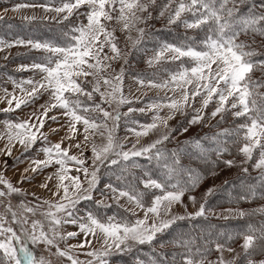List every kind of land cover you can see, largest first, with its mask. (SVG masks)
<instances>
[{"label": "snow or ice", "instance_id": "6c2138e0", "mask_svg": "<svg viewBox=\"0 0 264 264\" xmlns=\"http://www.w3.org/2000/svg\"><path fill=\"white\" fill-rule=\"evenodd\" d=\"M244 6H247V11L241 10ZM27 7H41L45 12H55L59 19H42L55 21L63 25V29L54 39H5L0 36V52L25 47L41 53L30 65L20 66V70L36 72L40 79L28 78L19 82L13 80L22 95H11L4 111L27 106L45 93L50 96L47 106L42 105V111L34 112L28 120L6 123V154L11 156L14 142H19L26 152L39 143L41 147L38 151L43 152L45 158L32 160L29 167L24 169L20 182L35 178L29 173L40 174L44 169L58 166L40 187L59 199L44 200L42 204L31 207L21 200L20 206L27 213L35 215L40 212L44 217L43 221L33 220L30 229L25 227L28 224L27 218L18 216L8 206L12 221L19 229H14L7 218L0 215V264H49L43 255L37 257L36 249L32 247L41 243L55 246L58 255L67 257L71 264H110L114 254L122 255L133 252L137 246L153 245L157 237L177 221L204 217L205 203H201L195 213H188L186 216L171 215L173 205L181 203L185 192L195 189L202 179L197 170L181 165L179 151L166 154L159 147L170 139L173 130L162 133L150 144L136 147L139 138L157 130L158 124L167 128L168 120L177 112L183 113L197 96L201 98V108L194 109V115L188 121L190 125L204 119L203 109L214 100L210 116H219L218 124L225 122L228 116L241 121L223 128L211 137L215 142L214 151L220 160L230 150L226 145L231 144L236 153L243 157L241 165L252 161L254 153H258L252 164L258 170V175L254 177L256 183L247 186L246 194L240 196V200L255 199L257 196L264 198V91H261L264 89V43L257 45L256 41L257 36L264 41V0L259 3L256 0H162L159 5L157 0H60L56 7L49 0L43 5L17 4L14 10ZM82 7L86 8L85 12L79 11ZM153 11L157 12L159 18L166 19L167 26H182L184 33L176 43H160L147 63L150 66L179 63L170 72L167 68L164 69L168 75L166 80L157 83L149 78L145 81L137 75L136 82L140 86L168 89L174 95L156 97L147 105L150 110L156 111V115L151 123L133 122L136 127H130L128 131L137 137V141L131 149L125 151L124 144L116 137L121 118L134 111L144 112L145 109L129 108L127 113L118 110L120 105L131 104L133 101L123 95V69L115 76H110L107 72L111 65L105 61L117 60L123 55L118 47L115 29L109 25L115 20L122 25V30L130 32L135 28L139 34L133 41L135 47L146 35L145 28H138L137 25H147L153 18ZM74 14L78 19L83 15L87 23L73 24L70 18ZM24 19L32 22L37 17ZM188 30H198L199 38L188 35ZM242 36L248 39H241ZM106 46L111 55L104 52ZM8 55L4 56L5 60ZM255 72H260L261 76L254 77ZM89 76L93 77L94 83L88 81ZM102 85L105 86L104 91H101ZM177 92L178 96L175 95ZM5 94L9 95L7 90ZM94 94L100 97L99 102H96ZM13 101L15 109L12 108ZM113 103L117 105L115 114L103 106H111ZM165 107L170 110L169 115L159 116L160 110ZM53 109H60L61 115L67 118L66 125L60 124L58 128L49 130L56 133L67 128L64 138L56 143H51L48 134L42 131L46 120L58 122L56 116H49ZM81 128L83 147L88 146L95 134L98 133L101 137L106 134L105 143L97 145L94 141L91 142L92 156L88 158L91 165H87L81 143L63 146L66 140H74ZM182 131L187 132L188 128H183ZM185 145L192 147L197 153V159H209L208 150L200 140L186 141ZM73 147L80 150L79 155L69 154ZM138 157L155 161L161 170L160 178L153 179L151 173L147 172L143 176H135L131 170L140 167L135 159ZM221 162L232 167L235 160ZM114 165L120 170L116 183L105 184L101 190L102 198L94 202L95 211L85 209L84 215H80L78 205L82 201L93 200L92 193L99 184L100 168H105L108 174ZM73 169L78 173L75 176L70 174ZM242 172L248 174V168L242 167ZM80 174H83L87 187H84ZM180 174L186 175L188 181L171 184L170 181ZM129 176L132 178L129 179ZM53 178L56 183L50 188L48 181ZM0 185L3 186L0 188V197L27 195L2 174ZM157 191L160 194H156ZM213 191L209 188L205 195H211ZM109 196L116 206V211L111 215L106 214V210L112 207V204L106 202ZM121 199H126L131 207L121 204ZM189 199L195 203V196H190ZM44 205L47 208L42 210ZM138 211H143V218L138 216ZM228 211L238 218L248 215L242 210ZM259 211L264 212V207ZM63 225H74L77 231L62 233L60 228ZM80 236L83 239L78 244L68 245L65 250L59 249L58 240L67 241ZM234 238L242 239L243 258L240 259L241 254L237 253L232 260H225V245ZM94 240L100 243L99 248L91 247ZM171 243L183 251L177 252L168 264H237L238 259L240 264H264V259H252L256 254L264 255V223L259 227L249 224L243 231L236 233L235 237L227 235L223 243L215 242V251L220 255L212 262L206 259L209 252L207 245L212 243L207 238L203 244H196L194 238L185 240L182 234ZM86 246L90 250L85 255L92 259L81 261L73 255V250L84 249ZM163 246L164 242L161 241V247ZM227 251L232 252L234 249L228 247ZM136 264H163V261L154 258L143 261L137 256Z\"/></svg>", "mask_w": 264, "mask_h": 264}, {"label": "rangeland", "instance_id": "374dc122", "mask_svg": "<svg viewBox=\"0 0 264 264\" xmlns=\"http://www.w3.org/2000/svg\"><path fill=\"white\" fill-rule=\"evenodd\" d=\"M160 3H162V0H157ZM17 4H28V5H43L45 2H37L32 3V1L28 2H19L18 0L11 1V2H3V0H0V17H7L10 19H19V20H25V17H37V20L39 21H51L49 19H42L44 17H57V14L55 12H45L41 7H27V8H21L19 11L14 10L15 5ZM60 2H54L52 4L53 7L59 6ZM158 4V5H159ZM80 12H85L86 8H81L79 10ZM60 17H57L59 19ZM71 22L73 24L78 22L87 23L85 17L83 15L79 16V19L77 18V15L74 14L71 18ZM153 22L154 27L156 28L157 25L166 26V19L159 18L156 11H153ZM55 22V21H54ZM110 28L115 29V36L118 41V47L122 51V57L117 60L112 61H105V63H109L111 65L110 68L107 69V72L110 76H115L118 74L121 69H123V95L129 99H131L133 102L131 104H123L120 105L118 110L121 113H127L129 108L133 109H145L144 112L140 111H134L129 114L127 117H122L120 121V126L116 131V137L119 139L120 142L124 144V150L128 151L132 148V145L136 143L137 137L130 131H128V128L130 127H136V124L133 122H139V124H147L151 123L153 117L156 115L155 110H150L147 105L156 97H162L165 95L172 96L174 93L168 89H158V88H150L146 86H140L136 82V77L139 75L141 78H144L145 81L147 79L151 78L155 82L159 83L161 80L168 79V75L164 71L165 68L168 69V71H172L176 68L177 64L179 62H176V64H155V65H149L147 63V60L154 54L153 50L156 49L160 43L167 42V43H175L173 41H168L167 39L161 38L160 34H158L157 38L141 41V43L137 46H133V41L137 39L138 32L135 28H133L130 32L127 30H122V25L117 23L115 20L112 21L109 25ZM137 27H144L146 30L145 24H138ZM180 31L183 30L181 26H179ZM188 35L193 36V32H190L191 30H188ZM20 38H24L21 36H18ZM131 37V39L129 38ZM16 38V37H14ZM8 39V38H5ZM26 39V38H24ZM31 39V38H27ZM34 39V38H33ZM47 38L43 37L41 38H35L34 40H45ZM103 39V37L101 38ZM10 52V55L8 53ZM36 52V51H31ZM105 53H108L111 55L109 48L106 46L104 49ZM20 53H26V55H18ZM30 50L25 47H14L10 50H5L4 52H0V174L4 176L7 180H9L14 186L21 188L24 193L27 195H12L10 197H0V215H4L7 218V221L14 229H19V226L12 221L11 213L7 210L8 206H11V210L16 212L18 216L26 217L28 220V224L25 225V227H28L30 229L31 223L33 220H44V217L40 214V212H37L35 215L31 213H27L23 207L20 206L21 200L23 202L31 207L33 205H40L44 200H52L55 201L59 199L58 197L52 196V194L44 188H41L40 185L44 182H46V177H48L50 174L55 172L56 167H49L47 169H44L40 174H34L29 173V175L34 176V179L24 181L21 183L22 175L24 174V169L29 167V164L34 159H44L45 155L43 152L38 151V149L41 147L39 143H37L36 146H34L29 151H25L24 148L19 144V142H14V146L12 147V154L11 156L6 154V145L8 144V131L6 128V123L11 122H21L28 120L32 114L39 113L42 111L41 106H47V102L50 99V96L45 93L42 96H39L35 99L34 102L29 103L27 106H21L20 109H15V101H13L12 108L15 109L14 111H4L8 107L7 100L11 99V95L21 96L22 93L20 92V89L16 88L13 84V80L19 82L21 80H26L28 78H32L34 80L40 79L39 74L36 72L29 70V71H23L20 70L21 65H30L34 59H37L41 53L37 52L38 55L29 54ZM8 55V59L5 60L4 56ZM88 81L90 83H94L93 77L89 76ZM25 87H29L25 85ZM5 90H7V93L9 95L6 96ZM30 90V89H29ZM89 90H91L89 88ZM105 90V86H101V91ZM95 95L96 102L100 101V97L97 94ZM175 95H179V93H175ZM139 98V99H136ZM86 99V98H83ZM90 103V102H89ZM191 106L186 108L183 113L177 112L172 119L168 120L167 128H164L163 125L158 124L157 130L150 132L147 136H142L139 138V143L136 144L137 148H140L141 146H145L147 144L152 143L154 140L158 139L162 133H166L169 130L171 131L170 137L172 139H183L187 138L188 136H193L196 133H199L200 131L205 130H212L214 125L218 124V121L220 120V117L217 116L215 118H212L210 116V113L214 109L215 100L213 103L209 104V106L206 109H203L204 112V119L197 123L190 125L188 121L192 118L194 115V109H200L201 108V98L197 96L195 98L194 102H190ZM108 111L113 112L115 114L114 110L117 108V105L113 103L111 106L108 104L103 105ZM170 110L168 108H162L159 112V116L161 117H167L169 115ZM49 116H56L58 118V122H53L52 120H46L44 128L42 131L46 134H48V139L51 143L59 142L62 138H64L67 128L60 129L56 133H52L49 130L52 128H58L60 124H67V118L63 117L61 115L60 109H53L51 112H49ZM231 116H228L225 120V122H229L228 119H230ZM224 122V123H225ZM241 122V121H239ZM80 127V126H78ZM109 127H111V122L109 121ZM183 128H188L187 132H183ZM139 130V128H137ZM127 137V139H125ZM83 131L82 128L79 133L75 136L74 140L71 141H65L63 146H68L69 143L75 144V143H81L83 147ZM94 141L97 145L105 143L106 142V134L104 137H101L98 133L91 137V140L87 147H83L84 151V158L87 161V165H91V160L88 159L92 156L91 152V142ZM79 149H76L75 147L71 148L70 155H79ZM234 154L236 157L234 158L235 163L232 167H227L224 164L219 166V168L215 169L214 172L208 176L206 179H202V182L196 187V189L191 190L190 192H185L182 202L177 203L173 205L171 215H187L188 213H195L198 209L201 203H206L207 199L209 197L205 195L207 190L209 188L215 189L217 185H221L225 183L228 179V177H231L233 175H237L242 171V167H247L248 170H255L252 167V164L255 163V160L257 158L258 153H254L253 160L248 162L245 165H241L240 161L243 159L241 155H238L236 151H234ZM6 162V163H5ZM91 170V169H90ZM258 172V170H255ZM116 171L112 170L110 173L106 174V169L101 167L100 171L98 173L99 176V184L95 191H93L92 196L93 200L90 201H82L78 208L80 209V215H84V210H96L95 201L100 200L102 198L101 196V190L104 189L105 184L108 183H114L116 180V176L118 174L115 173ZM71 175L75 176L78 173L73 169V171L70 173ZM80 179L82 182H84V187H87V183L85 182V178L83 174H80ZM56 183L55 178L53 180L48 181L49 187L52 188L54 184ZM3 186L0 185V188ZM33 193L35 196H33ZM156 194H160L158 191ZM195 196L196 200L195 203H193L189 197ZM148 197H146V200ZM107 203L112 204L111 208H108L106 210L107 215H111L114 211H116V206L113 203L111 197H107L106 199ZM121 204H123L125 207H131L126 201V199H121ZM258 205H262L264 207V200L261 202V204L258 203ZM47 205L43 206V209H46ZM206 213L213 216H219L222 218L225 217H235L233 213H230L228 210H242L246 211L244 206H230L229 207H216V208H207L205 206ZM138 216L140 218H143V211H138ZM152 220L150 218L149 223H151ZM7 226V225H6ZM60 231L62 233H67L69 231H77V227L74 225H63L60 228ZM83 239V236L76 237L69 239L67 241H57V244L59 246L60 250H65L68 245H76L80 242V240ZM242 239L235 242L234 244L231 243L228 246H225V250L223 252L224 259L225 260H232L234 257L237 256V253L241 254L240 259L243 258V249L241 248ZM36 249V255L37 257L43 255L48 261L49 264H71V262L67 259V257H62L58 255L57 248L55 246H48L43 243L32 246ZM91 247L99 248L100 243L97 241H93ZM231 247L234 249V251L229 252L227 251V248ZM90 248L86 246L84 249H75L73 250V255L78 257L81 261H87L92 259L91 257L85 255L87 251H89ZM128 254V253H125ZM220 255L217 251L213 253L212 255H209L206 257L208 262L216 261L217 257ZM121 254H114L110 259V264H125L121 260ZM254 260H260L264 259V255L256 254L252 257ZM237 264H240V260H237Z\"/></svg>", "mask_w": 264, "mask_h": 264}, {"label": "trees", "instance_id": "16d2710c", "mask_svg": "<svg viewBox=\"0 0 264 264\" xmlns=\"http://www.w3.org/2000/svg\"><path fill=\"white\" fill-rule=\"evenodd\" d=\"M15 0H3V2H11ZM19 2H28L32 1V3H48L49 0H18ZM52 4L54 2H60V0H51ZM257 3L260 0H256ZM159 4V2L157 1ZM242 11H247V6H244ZM153 18L148 21L146 25V43L147 40L157 38L158 34H160L161 38L167 39L168 41L177 42L183 35L184 29L180 31L179 26H162L157 25L154 27ZM182 27V26H181ZM63 29V25L57 24L54 21H39L35 20L32 22H27L25 20L19 19H10L5 16L0 19V36L8 39H13L14 37L21 36L24 38H47L54 39L60 35L61 30ZM189 32V31H188ZM193 32V36L199 38V32L191 30ZM192 36V35H191ZM33 39V40H34ZM241 39H248L247 37L242 36ZM257 45L260 43H264L261 41L260 37H256ZM264 50V49H262ZM29 54L38 55L37 52H31ZM261 76L260 72H255L254 77L258 78ZM264 91V89H261ZM229 122H223L214 125L212 130H205L196 133L193 136H188L183 139H170L165 141L163 145H160L163 150H165L166 154L171 151H179L180 152V162L184 167H190L197 170L202 179H206L210 176L215 169L219 168L223 163L222 160L234 159L236 155L234 154L235 147L231 144L226 146L229 147V152L224 153L220 160H218L217 155L215 154V142L211 139L217 132L221 131L223 128H227L233 125V123H240L239 120H234L232 117L228 119ZM200 140L201 144L205 149L208 150L209 159L207 161L203 159H197V153L190 146H186V141H194ZM137 164L140 165L139 168L132 169L131 171L135 176H143L145 172L151 173L153 179L160 178V168L159 165L155 161H149L145 157L135 158ZM215 162V163H213ZM112 170L116 171L115 173L120 175V170L117 166H112ZM258 175V172L255 170H248V174L243 173L242 171L231 177H228L227 181L221 185H217L215 189H213V193L209 195L205 206L207 208H216V207H229L230 206H244L245 212L248 215L243 218L231 217L229 216L227 219L213 216L209 214H205L204 217H197L195 219H187L182 221H177L170 229H168L165 233L160 234L157 237V240L154 241L153 245H143L137 246L133 252L128 254H122L121 260L125 264H136V257L139 256L140 260L147 261L149 259H156L163 261V264H168V262L172 259V257L177 252H182L183 249L179 248L177 245L171 243V241L180 237L183 234V238L187 240L189 237L195 239L196 244H203L205 238L212 241L209 243L207 247L209 248V255L215 253V242H224V238L227 235H232L235 237V234L243 231L249 224L254 227H259L261 223H264V212H260L259 209L262 208L261 202L264 198L257 196L255 199L249 200H240V196L246 194V188L250 184H255L256 181L254 177ZM129 179L132 177L129 176ZM200 180L199 184L202 182ZM187 182L188 177L184 174H180L174 179L170 181L171 184H175L177 182ZM116 183V180L115 182ZM198 184V185H199ZM142 187V185H141ZM196 189V188H195ZM171 190V189H169ZM191 191V190H190ZM188 191V192H190ZM193 191V189H192ZM259 191V189H257ZM108 210V209H107ZM241 239L234 238L225 246L230 245L231 243H235ZM161 241L164 242V246L161 247Z\"/></svg>", "mask_w": 264, "mask_h": 264}]
</instances>
